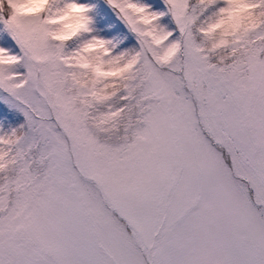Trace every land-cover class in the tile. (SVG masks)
Segmentation results:
<instances>
[{"label":"snow or ice","instance_id":"1","mask_svg":"<svg viewBox=\"0 0 264 264\" xmlns=\"http://www.w3.org/2000/svg\"><path fill=\"white\" fill-rule=\"evenodd\" d=\"M0 264H264V0H0Z\"/></svg>","mask_w":264,"mask_h":264}]
</instances>
